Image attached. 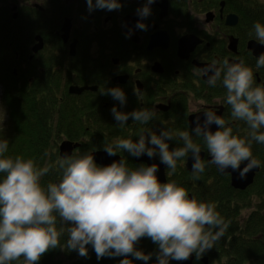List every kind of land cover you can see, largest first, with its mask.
<instances>
[{"label":"clouds","instance_id":"obj_1","mask_svg":"<svg viewBox=\"0 0 264 264\" xmlns=\"http://www.w3.org/2000/svg\"><path fill=\"white\" fill-rule=\"evenodd\" d=\"M146 0L137 8L141 18L136 28L147 30L143 22L151 14ZM88 11L95 9L117 10L119 0H87ZM255 38L264 45V24L253 25ZM131 30L126 38H130ZM251 35V33L249 34ZM257 70L264 68V52L256 57ZM198 74L207 77L206 83L215 87L217 82L226 89L225 103L230 106L231 119L243 121L249 131L244 138L233 134L224 118L212 110L204 111V120L196 116L189 131L174 132L162 128L159 134L142 129L138 140L105 139L103 151L116 156L120 151L133 157L147 155L159 157L160 163L176 172L177 162L191 158L193 179H199L206 164L201 146L193 136L202 138L210 157L221 172L231 169L240 179L261 166L254 158L252 144H264V85H256L251 67L243 59L230 63L224 59L205 65ZM138 100L140 95L134 89ZM102 95L111 96L123 106L126 94L120 87L104 89ZM155 109L139 108L131 112L111 108L117 125L133 122L147 125L155 117ZM216 130H211V125ZM182 141V146L170 149L169 141ZM8 140H0V264H12L23 259V264H37L41 257L58 247L77 251L88 257L91 245L97 260L123 256L120 264H133V256L147 262L153 253L145 254L135 245L141 238H149L158 248L156 264H169V260L187 261L193 254L199 260L215 247L229 227L216 205L189 198L187 190L175 181L161 183L157 177L159 165L128 166L121 157L106 166H99L93 154H64L54 163L38 167L33 159L5 156ZM47 152L45 156H47ZM244 165L241 167V165ZM58 169L60 179L42 186L41 178ZM60 225L58 228L57 225ZM67 236L64 243L61 237Z\"/></svg>","mask_w":264,"mask_h":264},{"label":"flooded vegetation","instance_id":"obj_2","mask_svg":"<svg viewBox=\"0 0 264 264\" xmlns=\"http://www.w3.org/2000/svg\"><path fill=\"white\" fill-rule=\"evenodd\" d=\"M56 2L58 5L51 0L47 6L48 10L50 8L52 23L49 28L52 30L35 36L29 52L37 43V37L42 40L40 50L43 49V39L46 36L51 39V44L57 45L51 46L53 56L50 58L54 60L53 58L61 55L65 61L64 65L68 72L65 91L66 96L71 98L69 103L74 105L77 103L74 102L76 99L92 107V110H79L78 113L82 125L79 135L89 134L90 144H98L91 136H98V130L103 124L106 128L112 129L114 134L119 132L107 109L106 111L99 109L100 106L102 109L106 108L111 101L118 110L125 109L129 112L139 108L156 110L154 119L147 125L128 120L123 127L119 126L121 132L127 134L123 139L138 140L141 130L146 128L157 134L162 128L177 133L191 132L190 117L206 110L219 113L231 127L236 124L237 127L233 129L237 131V136L244 138L247 135L249 131L247 125L243 121L231 119L230 106L225 103L226 89L219 81L215 87L209 86L206 83L207 77L198 74L200 68L212 64L213 61L220 67L224 59H228L230 63L243 59L245 65L253 70L255 84L264 85V68L256 69V56L247 47L249 42L259 43L245 35L239 16L229 10L226 1L155 0L150 6L151 14L143 20L147 25L146 31L136 28L137 21L141 19L139 16L125 23V18L136 15L137 8L143 7L146 0H129L126 7L122 6L117 10L95 9L92 12L88 11L87 0ZM93 2L95 4L96 0ZM13 7L15 11L18 9L16 4ZM33 8L40 13L46 10L36 3L33 4ZM54 10H62L63 14L57 23H54ZM231 14L237 17L234 26L226 25L227 17ZM13 17L16 18V14ZM130 30L131 36L126 38ZM156 33L164 34L165 38L150 47V39ZM187 36L193 38L188 42L187 53L184 51L181 54L178 43ZM31 54L33 55L32 52ZM117 86L126 94L127 102L123 106L111 96L100 93L104 89ZM134 89L139 93L140 100ZM104 114L105 121L96 123V119L102 118ZM210 127L212 131L216 130L215 124ZM70 138L60 143L70 142ZM193 140L201 146L206 167H212L218 173L219 170L214 164L207 163L210 157L202 138L199 142L193 136ZM168 143L170 149L182 145V141L178 139ZM76 147L71 154H74ZM253 147L254 142L252 149ZM99 149L95 152H104L103 149ZM116 157L118 160L121 157L126 159L130 168L146 164L123 151ZM154 159L163 166L164 182L177 183V179L184 175H192L185 168L188 158L177 162L175 173L166 169L158 156Z\"/></svg>","mask_w":264,"mask_h":264},{"label":"trees","instance_id":"obj_3","mask_svg":"<svg viewBox=\"0 0 264 264\" xmlns=\"http://www.w3.org/2000/svg\"><path fill=\"white\" fill-rule=\"evenodd\" d=\"M224 1L229 5V10L239 16L245 35L256 39L253 25L256 22L264 24V0ZM119 2L126 7L129 0H119ZM15 3L16 0H0V62L3 66L15 67L13 70L15 69V74L18 72V76L11 73L13 79L24 80L20 90L4 85L5 88L1 92L0 108L4 111L5 117H8L7 122L0 124V140L6 139L9 144L5 156L33 159L38 167H43L46 162L54 163L59 157L56 140L63 141L71 137L70 142L77 143L74 154L82 155L95 152L99 149L98 146L103 149L105 139L110 143L115 139L126 137L127 134L121 132L110 112L114 106L113 101L108 103L106 108L102 109L100 106L99 109L103 111L107 109L119 132L114 134L112 129L106 128L103 124L104 128L100 127L98 130L99 135L91 136L98 144H90L89 134L79 135L82 126L78 117L79 110H92V107L76 99L74 102L77 103L74 105L69 103L71 98L66 96L65 91L68 72L63 57L60 55L52 60L50 57L53 53L48 57L41 53L42 50L33 54L34 56L29 52L35 36L52 30L49 28L52 24L51 18L48 19L46 10L40 13L33 8V5L18 7L16 4L18 9L12 10ZM14 14L16 18L13 17ZM62 16V10H54V23H57ZM47 39L49 38L46 36L45 40ZM50 41L51 39L48 41L50 47L52 45L57 47ZM21 62L28 67L18 69V64ZM119 111L129 112L125 109ZM105 119L106 114L96 119V123L99 124ZM233 127H237L236 124L232 125V129ZM235 133L237 135V131L233 129V134ZM195 139L201 142L200 138L195 137ZM254 144L252 152L254 158L260 161V171L256 174L253 183L243 191L233 189L229 176L217 173L212 167H206L199 179H193L189 174L177 179V184L184 187L191 196L189 198L195 197L198 201L214 203L216 210L229 222L227 231L215 247L207 251L199 260L193 254L192 264H205L204 258H214L216 252L221 254L224 264H264V144L256 142ZM46 152L47 156H45ZM2 176L3 174H0V178ZM59 179V170L53 169L41 178V184L46 186ZM251 200L254 203L251 211L242 217V211L251 204ZM57 227L59 228L60 225L58 224ZM66 239V235L62 236L61 243ZM86 247L87 258L79 256L77 251L61 250L58 247L45 253L37 264H120V260L125 258L118 256L97 260L92 246ZM135 247L145 254L153 253V255L147 262L129 256L128 259L132 260L133 264H156L155 253L158 248L149 238H141ZM12 264H23V259ZM169 264H178V262L169 260Z\"/></svg>","mask_w":264,"mask_h":264},{"label":"water","instance_id":"obj_4","mask_svg":"<svg viewBox=\"0 0 264 264\" xmlns=\"http://www.w3.org/2000/svg\"><path fill=\"white\" fill-rule=\"evenodd\" d=\"M136 16H138V14L132 15V16H130V15L127 16L125 18V23L127 24L128 22H130ZM236 21H237L236 15L231 14V15H229L227 17L226 25L234 26L236 24ZM162 38H165L164 34H160V33L154 34L151 37V39H150L149 46L152 47L154 45H157L158 40H162ZM192 38H193L192 36H187V37H183L179 41L178 47H179V51L181 52V54L184 51L187 53V51H188V47H187L188 46V42H189V40H192ZM36 40H37V43L31 49V51L33 53H37L42 48V40H41V38L37 37ZM247 47H248L249 50H251L253 52V54L256 57H258L261 52H264V47L262 45H260V44L255 43V42H249L247 44ZM72 91H73V89H72ZM217 115H219V113H217ZM196 116H200L201 123L204 120V113L197 114V115H194V116L190 117V126H191V128H193L195 126L194 125V121H195ZM76 146L77 145H73L70 142H62V143H60V145L58 147L59 156H62L64 154H69L70 155L72 153V150ZM92 154L94 156L95 162L98 165H101V166H106V165H109L110 163H112L113 161H118L116 156H109L106 152H95V153H92ZM201 156H202V159H203V156H204L203 152H201ZM138 159H140L143 163H146V165H151L153 163L158 164L159 165V171L157 172V177H158V179H159V181L161 183L164 182L163 166H161L159 163H157V161L154 158L150 159L147 155H143L141 157H138ZM191 163H192L191 158L187 159V163L185 165V168H186V170L189 173H191ZM243 166L244 165L242 164L241 167H243ZM258 170H259V167L258 168H254L253 170H251L247 174L246 179H240L238 172H232L231 169L227 170L226 172H221L219 170V172L222 173V174H228L229 175V177H230V185H231V187L233 189H237V190L243 191V190H245L247 187H249L253 183L254 176H255V174H256V172ZM177 262H179V264H192L193 255L187 261H177Z\"/></svg>","mask_w":264,"mask_h":264},{"label":"rangeland","instance_id":"obj_5","mask_svg":"<svg viewBox=\"0 0 264 264\" xmlns=\"http://www.w3.org/2000/svg\"><path fill=\"white\" fill-rule=\"evenodd\" d=\"M51 0H16V3L18 7H25V6H32L34 3L42 6L43 8H46V10L48 11V19L51 18V15L49 14L50 12V8L48 10V3H50ZM54 3L57 1V0H52ZM11 2H9V6H11L10 4ZM50 7V5H49ZM82 20L84 21V17L82 18ZM50 20H48L49 22ZM48 41L49 39L43 41V49L41 51V53L47 55L49 57V54L52 55V47L49 46L48 44ZM51 42V41H50ZM28 66L25 65V64H22L19 63L18 64V69L20 68H27ZM32 67V66H31ZM13 68L15 67H7V66H3L2 63L0 62V97H1V92L2 90H4L5 86L4 85H7V86H12L15 90H20V88L24 85V80L23 79H13L11 77V73L12 75L14 76H18V72L17 74H15V69L13 70ZM18 93V92H17ZM16 93V94H17ZM2 98V97H1ZM0 103H1V100H0ZM7 119L8 117L6 116L5 117V114H4V111L0 108V124L3 123L4 121L7 122ZM10 119V117H9ZM60 140H56V145L58 147V145L60 144ZM189 197H191L189 195ZM205 202V201H203ZM251 204H249L246 208H244V210L242 211V217H245L252 209V206L254 205L253 201L251 200L250 201ZM255 202V200H254ZM222 241V240H221ZM221 254L219 252H216L214 253V258H211L209 257V259L207 258H204L203 260V263L207 264V261H208V264H224L225 261L224 259H222L221 257ZM179 264V262H178Z\"/></svg>","mask_w":264,"mask_h":264},{"label":"bare ground","instance_id":"obj_6","mask_svg":"<svg viewBox=\"0 0 264 264\" xmlns=\"http://www.w3.org/2000/svg\"><path fill=\"white\" fill-rule=\"evenodd\" d=\"M60 157V156H59Z\"/></svg>","mask_w":264,"mask_h":264}]
</instances>
